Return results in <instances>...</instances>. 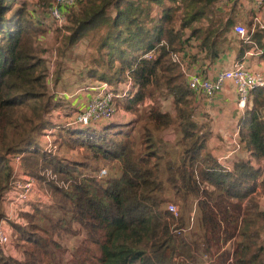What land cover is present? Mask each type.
<instances>
[{
    "label": "trees",
    "instance_id": "1",
    "mask_svg": "<svg viewBox=\"0 0 264 264\" xmlns=\"http://www.w3.org/2000/svg\"><path fill=\"white\" fill-rule=\"evenodd\" d=\"M52 2L37 0V6L50 17ZM230 2L234 7L236 0ZM218 3L75 0L62 9L58 51L96 31L98 57L87 77L107 83L117 113L130 115L75 125L73 115L81 109L48 92L46 50L39 42L52 26L27 0H0V220L15 156L51 199L48 207L37 203L19 212L20 222L7 220L14 250L0 245V264H264L257 190L264 88L250 91L238 122V143L249 159L236 158L228 169L210 151L208 127L194 115V92L181 63L172 59L192 39L211 58L221 42L234 39L237 19L213 18ZM238 42L239 57L264 50V30ZM59 109L63 115L54 119ZM169 129L179 132L176 156L167 149L175 140L165 136ZM48 132L54 145L43 140Z\"/></svg>",
    "mask_w": 264,
    "mask_h": 264
},
{
    "label": "crops",
    "instance_id": "2",
    "mask_svg": "<svg viewBox=\"0 0 264 264\" xmlns=\"http://www.w3.org/2000/svg\"><path fill=\"white\" fill-rule=\"evenodd\" d=\"M226 1L229 2L227 4L231 6L230 12H232L233 3H231L230 1L233 2L234 0H226ZM234 7H235V10H234L235 19H237V22L238 21L242 22V21H245L246 19L250 20V17L252 16L250 2L245 1V0H239L238 4L234 3ZM227 18L228 17H226L225 20H227ZM251 29L253 30V33H254L255 30L253 28V24L250 30ZM255 29L257 30L260 28L256 27ZM226 35L227 37L231 36L229 33ZM238 38L239 37L236 35L234 36V39L229 37L227 42H221L219 54L216 58H211L209 56L206 57L204 52H200L197 50V47L195 45L197 41H194L193 39L190 40L189 42L190 46L186 48L184 53H181V54L178 53V55L180 56V59L182 60L184 70L188 73L199 74L203 76L204 78H214V76L219 71L232 67L235 62H242L247 68L253 71H260L264 73V50L260 48L250 49L249 51L244 53L242 57H239L238 55H239L241 46H240V43L238 42ZM84 43L85 42H82V41L78 42L72 46L70 51H66V53L67 52H73V53L78 52L79 55L82 57L81 59H85L84 63H81L79 61L80 62L79 68H76L77 65H76L75 60L72 59L71 61H69L70 55L66 56V53H64L61 56V62L64 65H61V64L59 65L60 70L58 69V75H59L58 78L59 77L61 78V79L59 78L60 79L59 82H61L62 78L64 77L68 78L72 76V78H76L77 73L83 72V70H85L87 73L88 68L92 65V62H94V58L96 59L98 57L97 55L93 56L94 52L95 54H97V47L86 48V44ZM92 56H93L92 58L93 61L91 60ZM74 57H77V56H74ZM71 62L73 63L72 66L78 71L69 69V64ZM64 83L65 82H62V84L57 83V85L55 86L56 90L62 93L61 96L64 95L63 94L64 92L58 90L57 87L59 89H62V88L66 89L67 91L69 90V87L64 85ZM87 84H89V82ZM72 87L74 86H70V88ZM76 91L78 90L75 89L72 93H70V95H72L74 92L76 94L77 93ZM68 92H70V90ZM81 95H80L81 99L79 100V102L76 101L78 104L76 106L73 103V101L71 102L69 99L72 106L75 107V110L78 108L82 109L87 103V99L89 95L86 92H81ZM82 97L84 98L83 104H82ZM68 98H72V96ZM237 98L238 96H237V93H236V90L233 84L231 82H226L222 90L216 93L211 98H207L197 92H194V101L192 103L196 120H198V122L200 123H203V124L205 123L207 125L206 127H208V146H209L210 151L218 158L220 162L227 164L228 169L231 168V163L236 158H240V155L244 151V149L242 148V145L241 144L239 145L238 143L237 129H238L239 119L243 116L245 109L240 110L238 108ZM249 104H250V96H249L248 106ZM56 113L58 112L56 111ZM129 116L130 115L127 114L126 112L120 113L118 111V113L113 119L124 120V119H127ZM231 128L234 130H232ZM209 143H211V145ZM232 143L236 145V148L234 147L233 149V146H231ZM238 148L239 150L240 149L241 150L238 153H236V150H238ZM235 153H236V157H235ZM69 154H74V152L71 151L69 152ZM233 156L235 157V159L234 160L231 159L232 161L229 160ZM259 166L261 167V169L264 167V160L261 161ZM257 190L259 191L260 187H258ZM35 194H36V190H34L31 196L33 197ZM32 197H30V199ZM50 203H51V199L49 195V197H46L45 203H42V204L47 205ZM33 204L35 205L37 203H33ZM33 204L29 203V205L31 206ZM30 208H16L15 210H13L10 207H8L6 200H5L4 213L6 215L10 211L14 215L12 220L10 221L20 222L19 212H22L23 210L24 211L29 210Z\"/></svg>",
    "mask_w": 264,
    "mask_h": 264
},
{
    "label": "built area",
    "instance_id": "3",
    "mask_svg": "<svg viewBox=\"0 0 264 264\" xmlns=\"http://www.w3.org/2000/svg\"><path fill=\"white\" fill-rule=\"evenodd\" d=\"M250 2L253 13L252 24L255 30L256 27L264 30V0H245ZM75 0H53L49 7L50 17L59 26L66 22L65 14L62 9L72 6ZM233 32L245 41L250 42V36L253 30L250 31L241 22H236L233 26ZM145 57H151V53L145 54ZM172 59L179 62L183 66L180 56L176 53L172 54ZM188 87L207 98H211L216 93L222 90L226 82H231L237 93V106L240 110H244L249 103L250 91L255 88H264V73L253 71L247 68L242 62H235L232 67L219 71L214 78H204L199 74L188 73L184 70ZM129 85V84H128ZM120 94L124 96L126 90ZM90 89L91 96L87 105L79 112L74 113L72 123L75 125H86L90 122H99L113 119L117 110L114 106V98L116 94L111 87L102 81L87 84ZM58 92L57 90L55 91ZM55 92L52 91L54 94ZM65 95V93H63ZM12 176L7 190L4 192V197L8 207L15 210L24 206L29 201L32 193L36 189L35 179L25 174L20 167V156H15L12 162ZM106 173L105 169L100 170V175ZM259 181L264 188V168L261 172ZM262 208L264 210V194L261 196ZM15 205V207H13ZM167 209L177 215V206L173 203H168ZM13 214L9 211L3 219L0 220V245L6 246L10 241V227L7 220H12ZM7 225V226H6ZM264 237V227H263Z\"/></svg>",
    "mask_w": 264,
    "mask_h": 264
},
{
    "label": "rangeland",
    "instance_id": "4",
    "mask_svg": "<svg viewBox=\"0 0 264 264\" xmlns=\"http://www.w3.org/2000/svg\"><path fill=\"white\" fill-rule=\"evenodd\" d=\"M27 1H28L29 8L32 9L34 13H37V14L41 15V16H38V17H43L44 20H46V22L52 26L51 27L52 28L51 31H49L43 37H41L40 42H39V46L41 48H45V50H46V52L44 54V58L46 60V65H47V68H48V72H47L48 73V76H47L48 92L50 94H53L52 91L53 92L56 91L55 86L57 85V83L62 84V82H65L64 85L69 87L70 92H68L69 90L67 91L66 89H63V88L59 89L57 87L58 90H60V91L65 93V95H62V96L67 97V98L72 96V98H68L67 100L70 99V101L71 102L73 101V103L76 106V105H78L77 102H79V100L81 99V96H82L81 92H86L89 95V97L87 99V102H88V100L90 99V96H91V91H90V89H88L86 87V85H87L88 82H89V85H91V84H93V82H97V81L90 80L87 77L86 71L83 70V72L79 71L80 73H77V77L76 78H72V76L68 77V78L64 77V78H62V81L59 82L60 79H61L60 77H59L60 79L58 78V76H59L58 75L59 65L60 64L64 65L61 62V56L64 53H66V51H65L63 54L62 53L60 54V52L58 51V46L60 45L61 34H63V33L62 32H57V28L56 27L59 26V25L56 22H54L51 17H49L48 13L46 14L45 12L39 10L40 7L37 6V0H27ZM227 3H229V2H227L226 0H219V3L217 4L218 6L214 9V13L212 14L213 18H215L216 20L220 19V18L225 20L226 17H234L235 18V12H234L235 7H232V12H230L231 11V6L228 5ZM238 3H239V0H236L235 4H238ZM166 4H170L169 1H166ZM252 16H253V13H252ZM250 19H251V17H250ZM239 22H241V21H239ZM248 22H249V19H246L245 21H242L241 24H243L247 28V23ZM251 22H252V19H251ZM203 23H204V25H206V24H208V21L205 20ZM63 25L64 24H62L60 26H63ZM61 28H63V27H61ZM81 41L85 42L84 44H86V48L97 47L98 43H99V35H98V33L96 31H90L87 35L84 36V38H82ZM81 41H78V42H81ZM70 49L68 51H70ZM67 55H70V60L69 61H71L72 59L76 61V65H77L76 68H79L80 62L81 63L85 62V59H81L82 57L79 55L78 52L77 53L67 52L66 56ZM95 55H97V54H95V52H94L93 56H95ZM74 56H77V57H74ZM93 56L91 57L92 61H93V59H92ZM72 65H73V63L71 62L69 64V69L70 70H77ZM70 86H74V87L70 88ZM75 89L78 90V91H76L77 93L75 94V92H74L72 95H70V93H72ZM61 94L62 93L58 92L55 95H60L61 96ZM78 96H79V98H78ZM83 100H84V98L82 97V104H83ZM85 102H86V100H85ZM86 105H87V103H86ZM165 106H168V104L165 103ZM66 108H68V107H66ZM64 110L65 109H59L57 111L58 113L55 112V114H53L54 119H58L57 118L58 114H60L59 117L61 118V116L63 115L62 112H64ZM141 115H142V117H144L143 114H141ZM124 120H127V119H124ZM99 122H102V121H99ZM136 129H138V128H136ZM232 130H234V129H232ZM177 132H178V130L176 131L175 129H173V130L169 129L168 131L167 130L164 131L165 136L168 137L169 139L173 140L175 138V140L171 142V145H169L167 147V149L169 151H171L172 154L175 155V156L180 153V149H181V147L176 144V138L179 137V134H178L179 132L178 133ZM137 133H138V131L136 132V135H137ZM47 134H48V136H45V138L43 139V140H45V144L47 143L49 145H54V142H53L54 137L52 135H50L49 132ZM209 144L211 145V143H209ZM231 146H233V149H234V147L236 148V145L234 143H232ZM240 150L238 148V150H236V153H238ZM65 151H68V150H65ZM226 151H227V149H226ZM69 152H71V150H69L68 153ZM73 152L76 155V151H73ZM59 153L67 154V152H64V150H62L61 148L59 149ZM236 153H235V157H236ZM235 157L233 156L229 160H231V159L234 160ZM240 157L242 159H249V154H248V152L246 150H244L243 153L240 155ZM263 168H262V170H263ZM111 174H114V173H111ZM36 189H35L36 190V194L33 197L31 196L32 198L29 199L30 201H27L26 202L27 204L25 206H21L19 208H30L31 205H29V203L30 204L31 203L32 204L33 203H38V204L45 203L46 197H49L48 191L46 189H43V188H40V187H37ZM259 191H260L259 192L260 195L264 194L263 186H260V190ZM4 199H5V197H4ZM168 203H172V202H168ZM50 204H47V205L49 206ZM260 204L262 205L261 197H260ZM13 207H15V205ZM51 210H52L51 208H47V211H51ZM194 214H195V210L193 209L192 210V216H194ZM7 225H8V227H10V224H7ZM10 230H11V228H10ZM6 247H7L8 250H14V246H13L12 242H10Z\"/></svg>",
    "mask_w": 264,
    "mask_h": 264
}]
</instances>
